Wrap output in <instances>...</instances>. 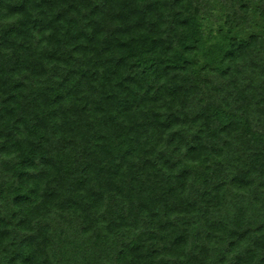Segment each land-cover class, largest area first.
<instances>
[{
	"label": "trees",
	"instance_id": "16d2710c",
	"mask_svg": "<svg viewBox=\"0 0 264 264\" xmlns=\"http://www.w3.org/2000/svg\"><path fill=\"white\" fill-rule=\"evenodd\" d=\"M0 264H264V0H0Z\"/></svg>",
	"mask_w": 264,
	"mask_h": 264
}]
</instances>
